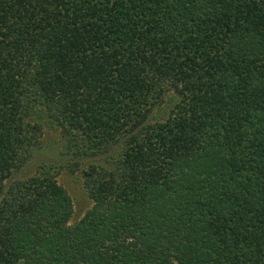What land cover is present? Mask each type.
Instances as JSON below:
<instances>
[{"label": "trees", "instance_id": "1", "mask_svg": "<svg viewBox=\"0 0 264 264\" xmlns=\"http://www.w3.org/2000/svg\"><path fill=\"white\" fill-rule=\"evenodd\" d=\"M0 264H264V0H0Z\"/></svg>", "mask_w": 264, "mask_h": 264}, {"label": "rangeland", "instance_id": "2", "mask_svg": "<svg viewBox=\"0 0 264 264\" xmlns=\"http://www.w3.org/2000/svg\"><path fill=\"white\" fill-rule=\"evenodd\" d=\"M57 180L70 196L72 203L71 221H74L83 214L86 208L90 205V201L75 172L71 173L63 170L57 175Z\"/></svg>", "mask_w": 264, "mask_h": 264}]
</instances>
